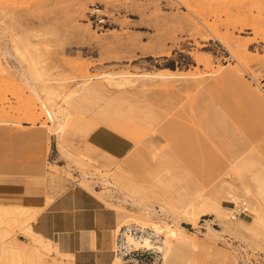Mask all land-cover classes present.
<instances>
[{"label":"rangeland","instance_id":"1","mask_svg":"<svg viewBox=\"0 0 264 264\" xmlns=\"http://www.w3.org/2000/svg\"><path fill=\"white\" fill-rule=\"evenodd\" d=\"M15 47L23 53L24 67L31 75L42 73L57 93L55 103L65 108L59 115L66 127L57 135L48 132L40 102L12 70L18 67ZM1 49L13 57L6 63L0 52V206H41L46 197L56 198L72 186L101 189L108 203L102 201L117 214L115 228L143 218L170 224L176 219L198 244L189 264H264V191L257 194L264 135L253 136V127L264 119V0H0ZM228 72L256 90L261 103L242 106L234 119L216 116L214 122L199 104L207 93L193 84L207 85ZM106 74L122 75L127 83L114 88ZM70 91L76 95L63 105L60 96ZM132 91L146 93V117L152 120L136 141L123 137L127 132L117 130L110 123L113 114H107L118 94ZM123 139L126 155L110 157ZM146 142L149 148L142 146ZM151 151L169 188H156L155 167L145 173L154 162ZM251 159L258 167L247 173L245 166L235 168ZM220 161L230 165L198 198L214 202L219 211L199 210L194 223L177 217L157 190L181 197L204 193V174ZM80 162L93 178L81 176ZM102 177L111 182L107 188ZM116 186L136 199L162 204L170 218L157 213L147 218L144 209L112 195ZM238 199L247 203V215L230 210ZM223 211L235 216L237 232L225 229ZM1 218L0 264H5V243L23 246L25 254L30 245L19 225ZM114 235L113 229L111 250ZM52 239L62 252V240ZM72 261V254L39 248L32 264Z\"/></svg>","mask_w":264,"mask_h":264},{"label":"crops","instance_id":"2","mask_svg":"<svg viewBox=\"0 0 264 264\" xmlns=\"http://www.w3.org/2000/svg\"><path fill=\"white\" fill-rule=\"evenodd\" d=\"M193 85L203 88L202 90L207 93V95L200 98L199 104L204 108L207 116H213L214 122L217 121L216 116H220L222 119H234L238 113L241 114L240 109L242 106L261 103L256 90L251 89L249 85L231 72L223 74L207 85L203 82L199 85L198 83ZM145 94V92L136 91L118 94L115 103L107 111V114L112 113L115 119V122L110 121V123H115L117 130L127 132V135L121 132L127 140L136 141L140 139L146 128L151 125L152 120L148 118L150 114L148 108L150 106L144 103ZM140 104H143V106L140 107ZM135 108L139 109L138 113L135 112ZM262 135H264V119H260L259 125L253 127V136ZM37 136H33L32 139L37 140ZM127 143L124 140L118 147H113V152L108 153L111 154L110 157H115L121 151L124 152L121 157L125 156L128 149ZM142 146L150 147L148 142L143 143ZM150 155L153 156L154 162L145 173L150 171L152 166L155 167V170L158 171L155 179L156 188L159 186L169 188V181L159 177L161 166L155 161L154 152L151 151ZM239 164L245 166L244 173L251 171L253 167H258V162L253 159L242 160ZM228 165H230L229 162L220 161L204 174V193L198 191L192 194L190 192L181 197L178 194H168L165 189L157 190V192L168 202L180 207L185 206L200 195H204L212 187L213 180L220 176ZM259 175L263 177L264 171ZM102 192L101 189L91 191L80 186H72L56 198L55 196L53 198L46 197L50 199L51 203L32 222V229L45 238L52 239L58 236L65 247V249H62L58 243L60 250L64 254L73 255V264H109L112 258L111 232L115 229L117 214L104 203H108L104 198L107 193L101 194ZM116 193H112V195L117 196L122 201L121 194Z\"/></svg>","mask_w":264,"mask_h":264},{"label":"bare ground","instance_id":"3","mask_svg":"<svg viewBox=\"0 0 264 264\" xmlns=\"http://www.w3.org/2000/svg\"><path fill=\"white\" fill-rule=\"evenodd\" d=\"M31 48L35 49V47H33V46H31ZM0 52H1L2 58L4 59V61L6 63H7V61H6L7 57L8 58L10 57V59L13 57L10 54L11 52H8L7 49L6 50L1 49ZM14 52L16 55H18V57L16 59V61L18 63V67L12 68L13 72L15 73L16 77L19 79L21 84H23V86L28 89V91L35 97V99L40 102L41 107L44 110V113L48 119V121L45 125L48 128V132L51 135H55V134L57 135L58 133L62 132L64 130V128L66 127V121L64 120L65 117L59 115V113L63 112L65 110V108L61 105L57 106V104L55 103L53 97H56L57 93L55 92L54 89H51L47 85V83H49L48 80L44 81V78H45L44 75L40 72H37V73L31 75L29 70H27L24 67V65L21 61V60H23V53L21 52V50H19L17 47H15ZM14 60H15V58H14ZM36 61L37 60L35 59L34 63H36ZM119 76H120V77H118L119 79H115L114 76L112 77L110 75H107L104 78H105V81L110 86L120 89V88H123L125 86V84L127 83V78L122 76V75H119ZM144 76H146V77H161V78L166 77L163 75H154V74H145ZM38 87H40V88L38 89ZM75 95H76V91H70L68 93L61 95L60 100L62 101L63 105H67V103L70 101V99H72ZM53 104H55L56 107ZM74 162L79 164L78 163L79 161L77 162L76 160H74ZM80 165H81V171H80L81 176L84 178H89L90 176L87 174L85 169H83V166L85 165L84 162H80ZM243 167H244L243 164L235 165V168L239 171H242ZM90 178H93V177H90ZM100 179L102 180L104 185H106L105 186L106 188L108 187L107 185L108 184L110 185V183H111L110 180H108L104 177H102ZM112 179H113V177L111 178V180ZM115 180H114V182H115ZM125 182L126 181L123 182L124 183L123 186H124L125 190H128V184ZM120 184H122V182ZM113 188H114V190L115 189L117 190L115 192H119L121 194L122 201L124 203H129L130 205L132 204L138 208L144 209V214L147 218H150V214H152V213H154V214L157 213V215L167 216L168 211H167L166 207L163 206L162 204H157V205L150 204V202H148V201L145 202L144 200H142V198L141 199L134 198V196L132 195L133 193L132 194H130L129 192L126 193L127 191H125V190L123 191L122 188L121 189L117 188V186L113 187ZM257 190L259 193L264 191V176L263 177H261V175L259 176ZM243 191H245V193H248V189L245 186L243 188ZM200 197H202V195H200L198 198H200ZM198 198L195 199L197 201L190 202L189 204L182 206V207L177 206L176 204H173L171 202H169L168 205H170V208L176 212L177 217L186 218L187 220L192 221V223H194V220L191 218L196 216V213L199 210L204 212L205 209L210 208L213 211H216V212L219 211V208L217 207V205L214 202L211 203L209 200H205V199H204V201H200ZM214 198H215V196H214ZM234 200H235V198H234ZM49 203H51L50 199L45 198L42 206H36V205L31 206V205H25V204L0 206V222L2 219L1 217L7 216L9 218L8 221L11 222V224H13V225L17 224L16 227H18V225H19L21 227V230H23V234L26 237H28L29 245H30L29 248L27 249L28 251L25 254L23 246L20 245V247H15V246L11 247V246H9V244H6L4 242L5 246L8 245L5 247V250L1 249V252H4L3 258L5 261L4 262L5 264H32L35 257L37 256V250L39 248L46 249L49 252H51L52 254L67 255V254H64V253L60 252L59 250H57L55 242L52 239L45 238L44 236H42L39 233H36V231H34L32 229L31 223L40 214L42 209L45 208V205H47ZM231 203L234 204L235 206H237L238 204H244V206L247 209L249 208L247 206V203L245 201H243L242 199H238V200H236V202L231 201ZM163 204H165V203H163ZM166 204H167V202H166ZM157 207L159 209H157ZM230 210L232 211V213H234V211L235 212L238 211L234 208H231ZM248 213H249V210H248ZM202 215H204V214H202ZM167 217H169V216H167ZM234 217L228 216L224 211L222 213H220V220H221V222H223L225 229H227L231 232H234L237 227H240V225L237 224L236 221H234L235 220ZM130 219H133V218H130ZM127 220H129V219H127ZM127 220H126V222H127ZM172 220H174V219H172ZM165 221L166 220L161 221V223H158L155 220L152 221L150 219L143 218V219H137L136 221L129 222V223L139 224L140 226L149 228L152 231H154V233L161 235L162 245H159V249L162 251V257H163L164 264H165L166 260H167L166 263L169 262V264L170 263L171 264H189V254L192 255V253L194 251H196V249L198 248V244L194 240L195 238L193 239L192 238L193 236L190 237L189 235H187L184 232L183 227L178 223V221L176 219L172 222V224H170L169 222H165ZM129 223L127 222V223L121 224L120 226L125 225V224H129ZM2 224H4V223H2ZM120 226L116 227L114 230L117 231ZM4 230H2V231H4ZM4 232H6L5 234L9 233L7 231H4ZM235 232H237V230ZM3 236H4V234H3ZM141 242H142V245H145V246H152L153 245V242H150V240L148 238L143 239ZM1 245L4 246V244H1ZM201 246H202V244H201ZM1 255H2V253H1ZM190 264H191V261H190Z\"/></svg>","mask_w":264,"mask_h":264},{"label":"built area","instance_id":"4","mask_svg":"<svg viewBox=\"0 0 264 264\" xmlns=\"http://www.w3.org/2000/svg\"><path fill=\"white\" fill-rule=\"evenodd\" d=\"M234 209L238 210L234 211L236 214H248L244 204L234 205ZM145 238L153 242V245H142L141 241ZM159 245H162L161 235L151 229L135 223L122 225L115 231L114 248L109 264H164Z\"/></svg>","mask_w":264,"mask_h":264}]
</instances>
